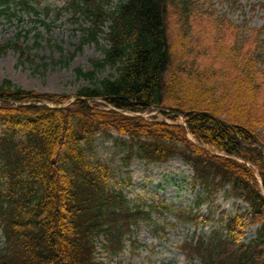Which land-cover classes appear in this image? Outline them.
Segmentation results:
<instances>
[{
    "label": "trees",
    "instance_id": "obj_1",
    "mask_svg": "<svg viewBox=\"0 0 264 264\" xmlns=\"http://www.w3.org/2000/svg\"><path fill=\"white\" fill-rule=\"evenodd\" d=\"M17 2L34 10L30 0H0V15ZM71 4L92 22L77 50L99 43L109 23L103 57L92 59L91 70L76 68L77 75L95 79L107 66L117 73L80 87L82 98L73 101L0 82V264H104L95 257L101 234L112 252L123 249L133 224L149 214L110 188L109 166L93 160L97 135L112 130L130 137L122 143L126 160L181 155L194 170L193 186H204L198 206L227 186L249 204L222 214L209 237L186 240L190 258L264 264V70L257 63L264 27L241 38V26L218 15L212 0H118L109 10L103 0ZM9 48L35 61L10 41L0 43V55ZM34 98L65 106L5 101ZM152 111L163 118L144 116ZM188 209L178 217L211 221V213ZM249 225L257 235L244 242Z\"/></svg>",
    "mask_w": 264,
    "mask_h": 264
},
{
    "label": "rangeland",
    "instance_id": "obj_2",
    "mask_svg": "<svg viewBox=\"0 0 264 264\" xmlns=\"http://www.w3.org/2000/svg\"><path fill=\"white\" fill-rule=\"evenodd\" d=\"M103 1L109 10L118 0ZM212 3L218 15L227 16L241 26V38L249 35L250 28L264 27V0H212ZM30 4L34 10L17 2L0 15V43L10 41L21 45L35 61L23 59L20 51L9 48L0 55V82L11 79L26 89L74 95L80 87L94 86L99 79L117 73L116 67L111 66L98 70L95 79L76 73L78 67L93 69L92 59L103 57L108 46L105 35L109 23L104 26L99 43L85 42L77 50L92 24L90 18L82 13L74 14L71 0H30ZM257 63L264 70V33ZM152 114L163 118L156 111L149 113ZM123 141L128 142L129 136L116 130L97 135L91 152L93 160L109 166L110 188L122 189L131 207L140 204L149 216L133 224L131 233L125 235V247L121 251L103 250L100 242L97 243V260L104 264H201L200 258H190L180 246L198 235L209 237L214 229L220 228L221 216L242 212L248 203L227 186L218 188L198 206L197 197L205 192L204 186H193L194 170L181 155L165 162L147 163L137 156L126 160L128 148L122 145ZM181 208L200 211L202 215L212 212L211 222L195 224L183 220L177 212ZM255 236L256 226H249L242 240L249 242ZM4 242L0 232V247Z\"/></svg>",
    "mask_w": 264,
    "mask_h": 264
},
{
    "label": "water",
    "instance_id": "obj_3",
    "mask_svg": "<svg viewBox=\"0 0 264 264\" xmlns=\"http://www.w3.org/2000/svg\"><path fill=\"white\" fill-rule=\"evenodd\" d=\"M75 99H78V98H80L79 96H75L74 97ZM7 101H9V100H7ZM39 101V99H32L31 101H30V104H33V103H37ZM14 103H16L17 105H25V104H27V103H22V102H20V101H13ZM43 102H45V103H47V101H43ZM54 106V105H53Z\"/></svg>",
    "mask_w": 264,
    "mask_h": 264
}]
</instances>
